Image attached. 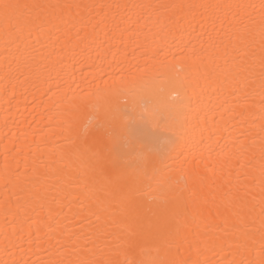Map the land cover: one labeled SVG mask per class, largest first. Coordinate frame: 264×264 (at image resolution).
<instances>
[{
    "label": "bare ground",
    "instance_id": "1",
    "mask_svg": "<svg viewBox=\"0 0 264 264\" xmlns=\"http://www.w3.org/2000/svg\"><path fill=\"white\" fill-rule=\"evenodd\" d=\"M4 2L73 7L44 9L34 23L27 19L28 10L21 9L24 15L13 32L6 30L0 16V264H48L61 259V249L69 243L81 249L86 245L97 255L101 249L107 253L123 248L129 228L148 221L170 233L151 256L157 261L258 262L264 182L259 16L253 13L256 24L248 25L244 36L245 22L232 15L217 21L215 28L202 29L203 15L212 10L190 6L259 5L260 0ZM117 4L184 7L163 9L158 17L148 10L107 7ZM177 15L181 19L175 35L166 36L161 21ZM174 55L190 59L169 64ZM145 61L153 70L142 75L133 66ZM98 92L113 94L111 115L117 122L119 106L134 110L140 134L160 125L157 135L163 150L140 172L133 205L106 195L89 154L79 148L76 131L69 132L65 123L73 98L94 102ZM245 98L252 105L247 110L239 106ZM104 109L102 102L100 111ZM242 110L243 117L238 115ZM95 111L83 107L77 127ZM170 141L179 145L177 151L186 161L175 158ZM241 141L247 146L245 167H229L226 162L239 154ZM197 162L200 175L211 185L205 192L211 190L215 199L207 197L203 218L193 221L191 207L185 208L190 193L181 177ZM17 166L20 175L12 174ZM250 209L255 219L251 252L227 244L221 250L217 226L225 218L246 220ZM197 233L199 241L194 239ZM114 258L138 257L122 253Z\"/></svg>",
    "mask_w": 264,
    "mask_h": 264
},
{
    "label": "snow or ice",
    "instance_id": "2",
    "mask_svg": "<svg viewBox=\"0 0 264 264\" xmlns=\"http://www.w3.org/2000/svg\"><path fill=\"white\" fill-rule=\"evenodd\" d=\"M51 7H64L71 8L72 5H44L32 4L21 5L18 3H9L0 0V16L3 17L6 30L13 32L16 29L21 17L24 15L20 12L21 9H26L28 21L34 23L40 18V13L47 8ZM76 7H80L77 5ZM104 7V6H101ZM107 7H115L117 9L132 10H148L158 17L161 15V10L183 9V5H164V4H132V5H108ZM190 7H201L211 9L212 12L205 13L201 20V28L211 26L215 28L217 21L223 22V19L232 15L234 19L245 22L246 31L244 36H247L248 25L256 24L257 13L259 16V31L261 36V56H260V83L259 91L264 105V0H260L259 5L256 4H212V5H198ZM251 10V11H249ZM221 11L223 15H221ZM35 13V16H33ZM181 17L172 16L167 18L162 30L167 35H175L176 26L179 25ZM99 23H104L102 19ZM190 23V22H187ZM241 37V39L244 38ZM167 39H165V45ZM183 49L181 48V52ZM125 60L127 54L125 53ZM190 58L187 56H172L169 59V64L176 62L179 64L181 61L187 63ZM137 72L145 75L153 69L145 61L144 64L137 63L133 66ZM158 71V69H156ZM249 84H255L254 80H250ZM112 95L108 93L98 92L94 102H91L86 97L73 98L67 111L65 113V123L68 126V131H76V139L79 141V148L89 154L90 167L94 173L99 176L104 182L106 195L119 197L121 200L126 201L127 204L133 205L137 196V183L138 176L143 168H145L151 160L153 154H160L162 152L161 137L157 135V130L160 128L157 123L150 131L140 134L137 131L138 120L134 110H129L126 107L117 106L116 111L119 114V122L111 115L112 112ZM247 95V94H245ZM103 102L105 105L104 111H100V105ZM91 106L96 109L95 115L91 116L83 125L82 128L77 127L79 113L83 107ZM242 109L247 110L252 107L251 103L245 98L239 105ZM242 110L238 113L243 117L245 111ZM264 113V106L261 108ZM264 119V115L261 116ZM261 157L264 159V125L261 126ZM76 143V141H73ZM171 152H175V158H183L186 161L184 153L177 151L179 145L175 141H170ZM247 152V146L244 141L240 142L239 154L234 155L233 158L226 163L229 167L239 166L245 167L244 159ZM248 166L251 164L249 162ZM14 175H20L19 166L12 171ZM261 175L264 177V164H262ZM181 181L185 184L186 190L190 193V200L185 204V208L191 207L192 219L195 221L198 216L203 218L202 203H206V198L211 196L215 199L211 190L205 192V188L211 189V185L207 184V177L200 175L197 167L192 169V172L186 176L181 177ZM189 184L192 186L189 187ZM171 187V186H169ZM261 210H260V225L262 230L261 247L259 254L261 259L258 262L252 260L235 259L226 261V264H264V182L261 187ZM244 195H247L245 193ZM242 199V198H238ZM251 209L248 212L247 219L243 217L238 221H231L225 218L222 226H217L220 236L218 243L221 250L227 244L229 249H247L251 252L250 238L251 233L255 226V219L251 214ZM210 214V213H209ZM170 233L158 224H153L148 221L146 225H141L138 228H129L127 230V238L123 241V248L117 247L116 249H109L107 253L101 249V254L97 253L92 248L86 245L83 249L77 248L75 243H69L65 248L61 249V259L50 260L48 264H188L187 261H157L152 259L153 253H158L162 245L167 243ZM178 235V233H177ZM199 241V233L194 237ZM197 252L200 251L199 244L195 246ZM89 253L91 255H89ZM131 254L137 259H126L121 261L115 259V256ZM7 264V262H5ZM13 264H21L19 261H14ZM23 264H28L27 260ZM192 264H209L208 260L193 261Z\"/></svg>",
    "mask_w": 264,
    "mask_h": 264
}]
</instances>
